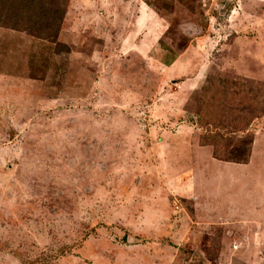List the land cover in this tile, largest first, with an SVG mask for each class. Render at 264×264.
<instances>
[{"label":"rangeland","instance_id":"1","mask_svg":"<svg viewBox=\"0 0 264 264\" xmlns=\"http://www.w3.org/2000/svg\"><path fill=\"white\" fill-rule=\"evenodd\" d=\"M45 1L60 53L0 30V264H264V0Z\"/></svg>","mask_w":264,"mask_h":264},{"label":"trees","instance_id":"2","mask_svg":"<svg viewBox=\"0 0 264 264\" xmlns=\"http://www.w3.org/2000/svg\"><path fill=\"white\" fill-rule=\"evenodd\" d=\"M66 10L64 6L55 8L47 4L45 0H0V30L6 29L25 33L33 38L55 44L57 52L60 53L61 49L67 48L59 43ZM216 93L213 92V95H211L215 99L218 97ZM210 101L204 107L200 121L202 126L214 129L209 136L202 139V145L214 147L220 156L224 152H229L227 160L230 162L247 161L250 154L251 139L239 141L234 148L225 151L222 144H225L226 139L225 134L221 131H228L232 126H237L238 123L242 122V118H246L244 117L246 116L243 113L244 111L240 114L234 110L229 112L225 106L222 107L220 100L212 102L211 98ZM216 102L219 104H216ZM225 112H228V114L224 116ZM216 115L218 119L214 117ZM253 118L250 116L243 123L248 124Z\"/></svg>","mask_w":264,"mask_h":264},{"label":"water","instance_id":"3","mask_svg":"<svg viewBox=\"0 0 264 264\" xmlns=\"http://www.w3.org/2000/svg\"><path fill=\"white\" fill-rule=\"evenodd\" d=\"M137 241L132 237V236H129L128 237V243L129 244H134V243H136Z\"/></svg>","mask_w":264,"mask_h":264}]
</instances>
